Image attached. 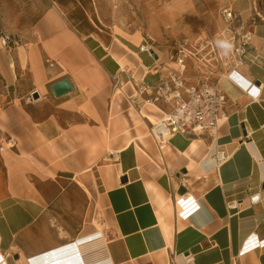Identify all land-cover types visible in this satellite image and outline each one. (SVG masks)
Returning <instances> with one entry per match:
<instances>
[{
  "label": "crops",
  "instance_id": "0c3cea01",
  "mask_svg": "<svg viewBox=\"0 0 264 264\" xmlns=\"http://www.w3.org/2000/svg\"><path fill=\"white\" fill-rule=\"evenodd\" d=\"M251 4L226 0L220 28L223 8L233 7L247 23ZM246 25L254 33L251 57L237 70L260 83L259 93L189 60L187 83L219 79L228 116L215 138L176 133L162 148L149 135L150 117L157 121L166 107L143 100L176 67L173 52L166 60L135 35L85 33L57 4L36 23L30 46H0L7 84L17 80L16 64L33 79L32 93L41 98L35 106L43 99L51 104L45 116L13 102L0 110V253L6 264H30V257L76 241L83 259L80 252L68 259L104 264L98 241L83 245L104 232L97 231L102 220L89 222L87 184L111 225L109 264H264V20ZM144 45L156 56L141 50ZM64 77L72 90L58 97L52 84ZM137 85L151 88L134 102ZM216 150L228 155L219 167ZM181 186L186 193H179ZM256 191L262 200L251 204ZM180 196L200 206L187 219L177 215Z\"/></svg>",
  "mask_w": 264,
  "mask_h": 264
},
{
  "label": "rangeland",
  "instance_id": "374dc122",
  "mask_svg": "<svg viewBox=\"0 0 264 264\" xmlns=\"http://www.w3.org/2000/svg\"><path fill=\"white\" fill-rule=\"evenodd\" d=\"M225 1L0 0V46H6L11 51L23 45L30 46L34 39L36 23L51 6L57 4L65 13L72 16L73 22L83 32L135 35L153 46V49L155 48L162 58L167 60V55L174 51L176 39H180L185 34L200 36L204 35L206 30H219L222 26L220 9L225 5ZM251 3L252 15L246 24L263 21L261 16L256 14L254 5L264 17V0H251ZM14 69L17 80L13 86H9L0 74V110L13 102L22 104L33 114L39 113L40 116H45L51 111V104L47 99H43L40 105L35 106L41 98L39 96L36 99L32 93L35 86L29 71L26 70L24 73L16 64ZM61 75L62 73L59 76ZM39 110L40 112H36ZM150 118L156 121L155 118ZM146 133L148 134V130ZM140 136L143 137L142 134ZM81 176H78L77 180H81ZM87 186L89 222L93 221L92 219L102 220L103 226L97 223V231L104 230V236H108L111 233L108 215L104 208L98 207L92 188L88 184Z\"/></svg>",
  "mask_w": 264,
  "mask_h": 264
},
{
  "label": "built area",
  "instance_id": "2783aa9c",
  "mask_svg": "<svg viewBox=\"0 0 264 264\" xmlns=\"http://www.w3.org/2000/svg\"><path fill=\"white\" fill-rule=\"evenodd\" d=\"M254 9L256 14L264 20V17L257 11L256 5H254ZM221 14L224 25L218 31L206 30L204 35L184 36L175 40L172 60L176 67L155 85V95L143 100L152 105L162 103L166 107L162 109L160 119L156 122L150 121L149 135L160 148L176 133L183 135L207 133L212 138L217 136L220 124L228 116V97L220 86L221 76L225 75L247 93L255 88L258 90L261 88V85L253 84L237 70L251 57L253 31L243 21L242 15L233 7L223 8ZM217 40L229 41L232 45L231 50L225 54L217 47ZM141 50L150 52V47L144 45ZM189 60L211 73L217 72L219 79L210 81L204 78L196 84H188L186 71ZM136 87L134 102L151 88L148 85H137ZM213 157L219 167L227 160L228 155L223 150H216ZM249 189H251L250 186ZM182 197L180 196V199L176 201V211L178 216L187 219L197 212L200 206L196 201L186 200ZM249 200L251 204L261 202V193L259 191L252 193ZM178 205L181 207V211H178ZM230 206L233 207L235 204ZM255 242V237L251 238L243 251L253 246ZM28 262L34 264L35 257H30ZM0 264H6L4 255L1 253Z\"/></svg>",
  "mask_w": 264,
  "mask_h": 264
},
{
  "label": "bare ground",
  "instance_id": "6f19581e",
  "mask_svg": "<svg viewBox=\"0 0 264 264\" xmlns=\"http://www.w3.org/2000/svg\"><path fill=\"white\" fill-rule=\"evenodd\" d=\"M259 90L258 89H254L252 90L250 93L254 96H256L258 94ZM152 121H154L152 119ZM156 122V121H155ZM179 197V196H178ZM176 205V204H175ZM178 211H181V207L178 205ZM97 236V237H96ZM92 237H94V241L92 240ZM87 243H83V245H87L88 247L92 244L95 243L96 241H98L99 247L102 246L101 250L103 251V256H104V264H109L108 263V255H107V249L105 247L106 245V238L103 234H101L99 232V234H96L94 236L91 237H87L86 239H84ZM95 245V244H93ZM93 247V246H92ZM87 248V247H86ZM90 248V247H89ZM94 248V247H93ZM97 249V248H96ZM81 251V245L79 244V241H76L75 243H70L68 245H65L59 249H56L55 252H51V253H47L44 256L39 257L38 259H35V264H57L56 262H59L58 264H78L76 262H78V258H70L72 256H68V253H71L70 255H74L78 252ZM95 251V250H94ZM97 252V251H95ZM86 253V252H85ZM84 253V254H85ZM94 253V252H93ZM81 255V259H83V256L81 254V252L79 253ZM92 254V253H91ZM66 255V256H63ZM93 255V254H92ZM63 256V257H62ZM92 257V256H91ZM94 257V256H93ZM99 257V256H98ZM37 258V257H36ZM88 259V258H87ZM95 259V258H94ZM98 259V258H97ZM86 260V259H85ZM83 260V264H86V261ZM92 260V258H91ZM5 258H4V262H5ZM6 263V262H5ZM82 264V263H79Z\"/></svg>",
  "mask_w": 264,
  "mask_h": 264
},
{
  "label": "water",
  "instance_id": "95a60500",
  "mask_svg": "<svg viewBox=\"0 0 264 264\" xmlns=\"http://www.w3.org/2000/svg\"><path fill=\"white\" fill-rule=\"evenodd\" d=\"M150 52L152 54H155L153 49H150ZM155 56H156V54H155ZM259 84H260L259 82L256 83V85H258V86H259ZM52 90L55 93V95L59 97V96H62L64 94L70 92L72 90V84H71L69 78L64 77V78H62V79H60V80H58L52 84ZM34 96L36 98H38L39 95L37 92H34ZM244 134H246V131H244ZM186 191L187 190L184 186H181L179 188L180 194H184V193H186Z\"/></svg>",
  "mask_w": 264,
  "mask_h": 264
},
{
  "label": "clouds",
  "instance_id": "9594fccd",
  "mask_svg": "<svg viewBox=\"0 0 264 264\" xmlns=\"http://www.w3.org/2000/svg\"><path fill=\"white\" fill-rule=\"evenodd\" d=\"M217 47L221 49L225 54L231 50V43L227 40H217L216 41Z\"/></svg>",
  "mask_w": 264,
  "mask_h": 264
}]
</instances>
